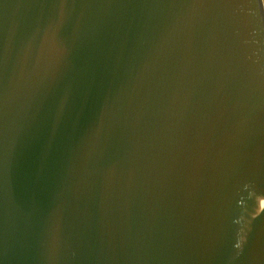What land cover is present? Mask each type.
Returning a JSON list of instances; mask_svg holds the SVG:
<instances>
[{
  "label": "water",
  "instance_id": "water-1",
  "mask_svg": "<svg viewBox=\"0 0 264 264\" xmlns=\"http://www.w3.org/2000/svg\"><path fill=\"white\" fill-rule=\"evenodd\" d=\"M0 264H264L263 0H0Z\"/></svg>",
  "mask_w": 264,
  "mask_h": 264
},
{
  "label": "rangeland",
  "instance_id": "rangeland-1",
  "mask_svg": "<svg viewBox=\"0 0 264 264\" xmlns=\"http://www.w3.org/2000/svg\"><path fill=\"white\" fill-rule=\"evenodd\" d=\"M263 5H264V0H263Z\"/></svg>",
  "mask_w": 264,
  "mask_h": 264
}]
</instances>
